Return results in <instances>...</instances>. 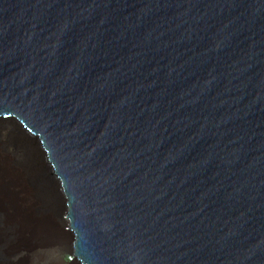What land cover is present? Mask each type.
Wrapping results in <instances>:
<instances>
[{
	"label": "water",
	"instance_id": "1",
	"mask_svg": "<svg viewBox=\"0 0 264 264\" xmlns=\"http://www.w3.org/2000/svg\"><path fill=\"white\" fill-rule=\"evenodd\" d=\"M1 142L0 264H264V0H0Z\"/></svg>",
	"mask_w": 264,
	"mask_h": 264
},
{
	"label": "rangeland",
	"instance_id": "2",
	"mask_svg": "<svg viewBox=\"0 0 264 264\" xmlns=\"http://www.w3.org/2000/svg\"><path fill=\"white\" fill-rule=\"evenodd\" d=\"M3 145H4V143L3 142H1L0 143V159L1 160H7L9 157L11 158V156H10V154L11 153H7L4 149L5 148H3ZM6 153V154H5ZM3 155V156H2ZM16 159V160H15ZM0 160V161H1ZM4 162V161H3ZM0 163H2V162H0ZM11 163H12V165H11ZM2 164H6V162H4V163H2ZM1 166L2 165H0V168H1ZM14 166H16V167H19V164L17 163V156H16V158H14V157H12V159H11V162H9V167L7 168V173H6V169L4 170V172H2V176L0 177L1 178V180L3 181L2 182V184H1V190L4 192L3 193V195H0V197L1 198H3L4 200H5V198H7V192L6 191H11V192H9V193H11L12 195L13 194H17V196L18 195H22L23 196V198H25V196L23 195V194H26V192H24V191H26L27 190V188H26V186H24L23 187V184L21 183V182H18L17 184H15L19 189H21V190H23V193L22 192H19L18 191V189H15L14 188V186H13V184H12V182H13V178L11 177V176H13V175H17V172H16V167H14ZM5 168H6V165H5ZM19 168H21V167H19ZM2 169V168H1ZM0 169V170H1ZM22 169V168H21ZM18 173H20V172H18ZM9 174V175H8ZM11 175V176H10ZM11 179H12V182H11ZM25 182H26V180H25ZM8 183H11L12 185H11V187H7V185H8ZM19 183L21 184L20 186H19ZM22 187V188H21ZM24 188V189H23ZM30 188H31V186H30ZM16 190V191H15ZM30 196L31 195H33L32 194V189L30 190ZM6 194V195H5ZM34 198L32 197V199L30 198V204L31 203H33V200ZM17 204H18V207H19V209H23L24 208V206H22V204L20 203V201L18 200V198H17ZM29 219V218H28ZM33 220V219H32ZM29 221H30V219H29ZM47 221L51 224V222H50V220L49 219H47ZM31 223V225L33 224V223H35V221H31L30 222ZM33 226H35L36 228H37V226H36V224H33ZM32 226V227H33ZM29 227V226H28ZM56 231V230H55ZM55 235H57V234H55ZM59 235H57V237H58ZM50 243V242H49ZM54 243H53V241H51V245H53ZM43 246V247H42ZM42 246H36V249H49V247H50V245L49 244H46V243H44ZM44 246H46V247H44ZM42 259H41V261H42V263L43 264H55L54 262H53V259H51V258H49V256H45L44 257V255H42V257H41ZM66 258H69L68 256L66 257Z\"/></svg>",
	"mask_w": 264,
	"mask_h": 264
},
{
	"label": "bare ground",
	"instance_id": "3",
	"mask_svg": "<svg viewBox=\"0 0 264 264\" xmlns=\"http://www.w3.org/2000/svg\"><path fill=\"white\" fill-rule=\"evenodd\" d=\"M6 132H7V130H5L4 129V131H3V134H6ZM8 153V152H7ZM10 153V152H9ZM6 154V153H5ZM3 156V155H2ZM10 156H11V158L9 157L7 160L5 159V160H1L0 162H2V163H4V162H6V168H5V165L4 164H2V163H0V165H2L1 166V170H0V177L2 176L1 174H2V172H4V170L6 169V173H7V168L9 167V162H11V159H12V154H10ZM4 161V162H3ZM11 165H12V163H11ZM13 166V165H12ZM14 167H16V166H14ZM17 169H16V172H17V175H13V176H11L12 178H13V182H12V179H11V182H12V184H13V186H14V188L15 189H18V191L19 192H22L23 193V190H21V189H19L15 184H17L18 182H21L22 184H23V187L24 186H26V188H27V190L26 191H24V192H26V194H23L24 196H25V198H23V196L21 195H18L17 196V194L15 195V198H16V200H17V198H18V200L20 201V203L22 204V206H24L26 209H27V212H28V215H29V218L30 219H33V220H35V221H37L38 219H36L35 217H34V212H32V208H33V205L35 204V202H36V200H37V198H36V196H35V192H34V188L31 186V185H28V183L27 182H25V174H24V172H23V170L21 169V168H19V167H16ZM18 172H20V173H18ZM9 175V174H8ZM2 180H1V178H0V195H3V191L1 190V184H2ZM21 184L19 183V186H20ZM30 186H31V188H30ZM22 188V187H21ZM24 189V188H23ZM32 189V194L33 195H31L30 196V190ZM16 191V190H15ZM32 197L34 198L33 200V203H29L30 201V198L32 199ZM40 219V218H39ZM47 244V243H46ZM43 247V246H42ZM44 247H46V246H44ZM43 249V248H42Z\"/></svg>",
	"mask_w": 264,
	"mask_h": 264
}]
</instances>
